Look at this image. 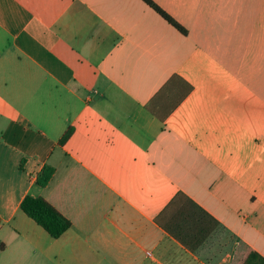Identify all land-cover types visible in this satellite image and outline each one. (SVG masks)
I'll return each mask as SVG.
<instances>
[{
    "label": "crops",
    "instance_id": "crops-1",
    "mask_svg": "<svg viewBox=\"0 0 264 264\" xmlns=\"http://www.w3.org/2000/svg\"><path fill=\"white\" fill-rule=\"evenodd\" d=\"M153 1L187 35L142 0H0V264L264 258V0ZM177 192L219 222L194 251L156 222Z\"/></svg>",
    "mask_w": 264,
    "mask_h": 264
},
{
    "label": "trees",
    "instance_id": "trees-1",
    "mask_svg": "<svg viewBox=\"0 0 264 264\" xmlns=\"http://www.w3.org/2000/svg\"><path fill=\"white\" fill-rule=\"evenodd\" d=\"M142 1L178 32L182 35H187V30L153 0ZM175 80H180L184 84V89L180 100L168 110V113L174 110L176 105L192 90L191 85L177 76H173L169 84L175 82ZM167 87L168 84L165 85L163 90ZM158 117L163 121L167 116ZM70 135L71 130L69 129L60 143H64ZM53 174L54 168L45 166L36 180V185L46 187ZM20 210L53 239H58L71 227V222L42 197L26 195L20 204ZM156 222L172 237L192 251L196 250L219 228L218 221L182 192L175 194L165 209L159 214ZM233 264H264V258L254 250L244 247Z\"/></svg>",
    "mask_w": 264,
    "mask_h": 264
}]
</instances>
